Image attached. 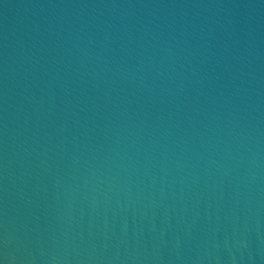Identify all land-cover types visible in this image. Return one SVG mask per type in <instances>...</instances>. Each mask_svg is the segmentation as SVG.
<instances>
[{"label": "water", "instance_id": "1", "mask_svg": "<svg viewBox=\"0 0 264 264\" xmlns=\"http://www.w3.org/2000/svg\"><path fill=\"white\" fill-rule=\"evenodd\" d=\"M0 264H264V0H0Z\"/></svg>", "mask_w": 264, "mask_h": 264}]
</instances>
